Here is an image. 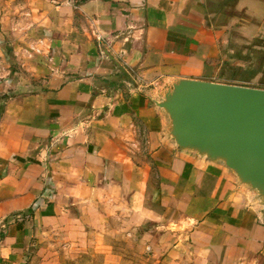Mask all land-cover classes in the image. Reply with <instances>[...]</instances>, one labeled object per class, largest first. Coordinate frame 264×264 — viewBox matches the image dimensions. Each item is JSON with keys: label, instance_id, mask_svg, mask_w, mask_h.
I'll return each instance as SVG.
<instances>
[{"label": "crops", "instance_id": "1", "mask_svg": "<svg viewBox=\"0 0 264 264\" xmlns=\"http://www.w3.org/2000/svg\"><path fill=\"white\" fill-rule=\"evenodd\" d=\"M255 1L0 0V264H27L35 222L60 213L103 202L155 216L151 163L164 198L212 234L190 243L247 244L251 262L230 264H264L263 194L226 160L180 146L160 105L182 79L240 83L222 50Z\"/></svg>", "mask_w": 264, "mask_h": 264}, {"label": "rangeland", "instance_id": "2", "mask_svg": "<svg viewBox=\"0 0 264 264\" xmlns=\"http://www.w3.org/2000/svg\"><path fill=\"white\" fill-rule=\"evenodd\" d=\"M263 2L241 4V12L233 20L235 24L227 31L230 43L222 50V55L229 63L223 65L225 72L238 80H246L238 85L264 88ZM250 12L252 17L248 16ZM252 49H257V53ZM151 166L150 187L159 189L155 192V216L136 219L126 208L116 212L113 211L116 205L99 202L88 209L91 212L88 214L80 211L69 214L68 218L60 213L44 222L36 221L34 229L38 236L34 238L36 245L27 264H230L235 259L236 263L251 262L250 256L248 259L242 256L252 251L247 244L238 245L242 247L238 254L227 242L217 246L190 243L193 236L212 234L197 229L200 221L193 219L195 213L182 208L178 197H170L173 193L164 198L156 165L153 167L151 163ZM228 232L227 227L212 230L217 237ZM255 264L260 262L255 261Z\"/></svg>", "mask_w": 264, "mask_h": 264}, {"label": "water", "instance_id": "3", "mask_svg": "<svg viewBox=\"0 0 264 264\" xmlns=\"http://www.w3.org/2000/svg\"><path fill=\"white\" fill-rule=\"evenodd\" d=\"M160 105L180 146L226 160L264 196V88L182 79Z\"/></svg>", "mask_w": 264, "mask_h": 264}, {"label": "trees", "instance_id": "4", "mask_svg": "<svg viewBox=\"0 0 264 264\" xmlns=\"http://www.w3.org/2000/svg\"><path fill=\"white\" fill-rule=\"evenodd\" d=\"M253 50V49H252ZM256 50V53H257V49H254L253 51H255ZM232 56H234V55H232ZM226 62V64H228L229 62L228 61H225ZM239 71H243V69L242 68H239ZM234 79H236V77H233ZM240 80V79H239ZM240 81H246V80H243V79H241Z\"/></svg>", "mask_w": 264, "mask_h": 264}, {"label": "built area", "instance_id": "5", "mask_svg": "<svg viewBox=\"0 0 264 264\" xmlns=\"http://www.w3.org/2000/svg\"><path fill=\"white\" fill-rule=\"evenodd\" d=\"M77 1H82V0H67L68 3L75 4Z\"/></svg>", "mask_w": 264, "mask_h": 264}]
</instances>
